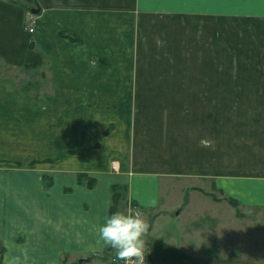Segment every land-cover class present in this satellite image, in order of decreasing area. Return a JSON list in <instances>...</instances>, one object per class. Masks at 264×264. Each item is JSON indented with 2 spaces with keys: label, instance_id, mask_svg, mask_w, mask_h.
<instances>
[{
  "label": "crops",
  "instance_id": "obj_1",
  "mask_svg": "<svg viewBox=\"0 0 264 264\" xmlns=\"http://www.w3.org/2000/svg\"><path fill=\"white\" fill-rule=\"evenodd\" d=\"M115 186L151 226L148 264H264L220 244L218 215L211 247L191 244L205 214L178 227L205 193L264 211V0H0V264H115Z\"/></svg>",
  "mask_w": 264,
  "mask_h": 264
},
{
  "label": "rangeland",
  "instance_id": "obj_2",
  "mask_svg": "<svg viewBox=\"0 0 264 264\" xmlns=\"http://www.w3.org/2000/svg\"><path fill=\"white\" fill-rule=\"evenodd\" d=\"M30 16L33 17L34 20L36 19L35 15L30 14ZM29 19H28L27 24H26L27 29H28V25L30 24ZM35 23H36V20H35ZM178 48H179V46H177V44H176L175 47L174 46L172 47L171 52L175 53L177 56H180L181 57L180 59H184L183 55H182L183 53L181 51H179ZM186 56H187L186 57V63H187V69H188L187 72H188V77H189L191 75V70L195 71L198 68V63H193V62H195L194 61L195 55H194L193 43H191V45L186 46ZM42 69L45 72L49 71L48 67H46V66H44ZM29 70L33 71V68H30ZM22 77H23V75L20 76L21 79H23ZM39 80H41V79L39 78ZM188 83H190V78H188ZM43 90H44V92H46V95L53 97L54 94L52 95V93L50 92V88L43 89ZM85 128L86 127H80V137L82 140H85L87 138V130L88 129L85 130ZM113 130H114V125H110L108 127V133L111 134ZM83 144H84V142L81 141L79 147H82ZM94 145H95L94 148L96 150H101V148L103 147L102 143H99V142H96ZM73 153L77 154L76 151ZM67 154H69V153H67ZM120 160H121V158H120ZM120 160L118 158V159H114L112 161L111 164L113 166V169H114L115 165H118ZM86 176L88 177V179L84 178L83 179L84 182H87V183L89 181L97 182L96 179H94L93 177H90L88 174H86ZM49 180H51V178H49ZM118 188H119L118 191H120L124 194L123 199H122V200H124V197L127 196L126 195L127 190L125 188H122V187H118ZM205 195L213 198V200L217 198L215 195H211V193H205ZM211 198H209V199L205 198L206 200H204V202L201 206L196 205L195 211L193 210L189 214H184L181 218V220L183 222H180V226H178L179 229L180 228L185 229L186 225H189V223L187 221L194 218L195 215H198L200 213L205 214L203 217V220L206 218V216L210 220H213L214 218H212V216L218 215L219 217L216 218L217 219L216 220L217 225L215 226L214 224H212V225H214L212 227L218 229V236L217 237H218V240L222 246L228 245V247H230L232 245V247H234V253L236 255L243 253V250L245 249V247H244L245 245H249V247H252V249H254V247H255L258 250L261 246L264 247V211L260 212V211L251 210L249 212L244 213L245 212L244 210L242 212V210L238 208L235 212H233L234 215L232 213H228L229 215L226 216V214H225L226 210L224 209V205L219 204L216 206L217 208L214 207V209H213V204H212L213 201L210 200ZM217 200H218V198H217ZM121 201L119 204H121ZM214 201H216V200H214ZM220 202H222V201H220ZM131 207L129 209L130 211L133 209H136V208H133V205H131ZM226 220H227V222H226ZM228 223H229V225L227 226ZM161 224H162V228H163V226H165V225L163 222L162 223L160 222V225ZM209 224L211 226V222H209ZM209 224H206V219L202 222V224L199 223V226L201 228L197 226L198 228L196 231L198 232V235L196 237H194V236L191 237L192 246H196V247H200V248H201V246L202 247H207V246L211 247L210 243H212V241L209 238L210 234L208 231L209 230L208 229ZM150 230H151V226H150L149 231ZM161 230L165 233L167 231H169L168 227L161 229ZM173 230H174L173 233H175L176 228L173 227ZM230 232L234 233L235 236L230 237L231 236ZM257 249H255V250H257ZM108 255H110V254L106 252L104 257L106 258V257H108ZM258 255H260V254H257L256 256H258ZM110 256H111L110 258H111L112 262L117 264L115 262V259H120V258L116 255L115 251L113 253H111Z\"/></svg>",
  "mask_w": 264,
  "mask_h": 264
},
{
  "label": "clouds",
  "instance_id": "obj_3",
  "mask_svg": "<svg viewBox=\"0 0 264 264\" xmlns=\"http://www.w3.org/2000/svg\"><path fill=\"white\" fill-rule=\"evenodd\" d=\"M150 229L140 209L116 210L98 226V241L110 246L124 264H144L146 240Z\"/></svg>",
  "mask_w": 264,
  "mask_h": 264
},
{
  "label": "trees",
  "instance_id": "obj_4",
  "mask_svg": "<svg viewBox=\"0 0 264 264\" xmlns=\"http://www.w3.org/2000/svg\"><path fill=\"white\" fill-rule=\"evenodd\" d=\"M33 65V64H32ZM34 68V67H33ZM86 175H79V181L80 182H82L83 181V179H84V177H85ZM94 181H89L88 182V186L89 187H93V185H94ZM118 187L117 186H115L114 188H113V192H114V205H113V207H112V210H111V212H114V211H116L117 210V208H118V206H119V203H120V201L123 199V196H124V194L122 193V192H120V191H118ZM231 204L232 205H234V206H238V203L237 202H235V201H231ZM0 253L2 254L3 253V250H0Z\"/></svg>",
  "mask_w": 264,
  "mask_h": 264
},
{
  "label": "built area",
  "instance_id": "obj_5",
  "mask_svg": "<svg viewBox=\"0 0 264 264\" xmlns=\"http://www.w3.org/2000/svg\"><path fill=\"white\" fill-rule=\"evenodd\" d=\"M29 20H30V24L28 25V30L30 33H34L35 25H36L35 20L33 19V17H31ZM115 262L117 264H124V261L122 259H115ZM148 263H149V249L146 247L144 264H148Z\"/></svg>",
  "mask_w": 264,
  "mask_h": 264
},
{
  "label": "water",
  "instance_id": "obj_6",
  "mask_svg": "<svg viewBox=\"0 0 264 264\" xmlns=\"http://www.w3.org/2000/svg\"><path fill=\"white\" fill-rule=\"evenodd\" d=\"M32 13H33V14H38V13H39V11H37V10L33 9V10H32ZM79 263H80V264L84 263V260H80V262H79Z\"/></svg>",
  "mask_w": 264,
  "mask_h": 264
}]
</instances>
